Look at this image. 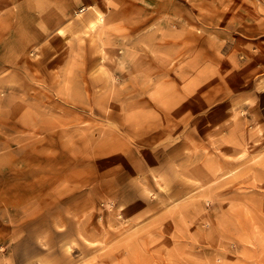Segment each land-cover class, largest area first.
<instances>
[{
    "label": "rangeland",
    "instance_id": "374dc122",
    "mask_svg": "<svg viewBox=\"0 0 264 264\" xmlns=\"http://www.w3.org/2000/svg\"><path fill=\"white\" fill-rule=\"evenodd\" d=\"M0 264H264V0H0Z\"/></svg>",
    "mask_w": 264,
    "mask_h": 264
}]
</instances>
